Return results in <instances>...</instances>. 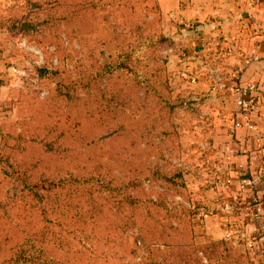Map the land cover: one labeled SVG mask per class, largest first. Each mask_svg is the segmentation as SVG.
Masks as SVG:
<instances>
[{
  "label": "rangeland",
  "instance_id": "374dc122",
  "mask_svg": "<svg viewBox=\"0 0 264 264\" xmlns=\"http://www.w3.org/2000/svg\"><path fill=\"white\" fill-rule=\"evenodd\" d=\"M166 26L158 0H0V264H247L175 212L223 164Z\"/></svg>",
  "mask_w": 264,
  "mask_h": 264
},
{
  "label": "crops",
  "instance_id": "0c3cea01",
  "mask_svg": "<svg viewBox=\"0 0 264 264\" xmlns=\"http://www.w3.org/2000/svg\"><path fill=\"white\" fill-rule=\"evenodd\" d=\"M158 4L168 33L174 32L183 47L170 58L177 78L191 89L183 97L195 101L200 118L204 119L201 112L207 115L210 122L204 124L221 144L215 157L223 164L222 187L194 194L197 205L215 208L214 215L204 218L200 237L259 243L264 238V207L258 221L252 215L255 199L264 197V0H158ZM188 23L192 30L185 27ZM238 84L257 86L254 107L244 124L235 91ZM233 117L242 123L236 130ZM245 173L257 180L253 198L239 190ZM223 205L230 209L223 211ZM254 258L253 264H264V250Z\"/></svg>",
  "mask_w": 264,
  "mask_h": 264
},
{
  "label": "built area",
  "instance_id": "2783aa9c",
  "mask_svg": "<svg viewBox=\"0 0 264 264\" xmlns=\"http://www.w3.org/2000/svg\"><path fill=\"white\" fill-rule=\"evenodd\" d=\"M192 82L194 81L193 79L191 80ZM235 91L240 95V98L237 101V104L239 106V109L243 115V124L244 122H248L249 118L248 115L252 112V109L254 107V102L252 98V94H255L257 91V86L255 84H238L235 87ZM232 129L236 130L242 126V123L238 120L235 119L234 117L232 118ZM262 171L264 174V162L262 165ZM229 183V180L226 181V184ZM257 180L256 178H253L252 176H248L246 173L242 175V181L239 186V190L241 192L247 193L249 197H252L255 186H256ZM217 184L213 183L212 187H216ZM253 198V197H252ZM193 209L195 211L196 217L199 220H204L207 216H212L215 214V208L213 207H208L205 205H197L196 203L191 204ZM255 209L254 213L252 215V220L258 221L259 214L261 213V210L264 207V197L257 200L255 199ZM230 209L229 205H223L222 210L223 211H228ZM232 230L229 229L227 231V235H231ZM245 247L249 252L250 259L253 262L255 261V256L257 255L258 252L264 250V238H261L259 240V243L256 241H253L252 239H249L245 243Z\"/></svg>",
  "mask_w": 264,
  "mask_h": 264
},
{
  "label": "trees",
  "instance_id": "16d2710c",
  "mask_svg": "<svg viewBox=\"0 0 264 264\" xmlns=\"http://www.w3.org/2000/svg\"><path fill=\"white\" fill-rule=\"evenodd\" d=\"M181 188H184V187L182 186ZM183 191H185V189H183ZM182 194L183 193H181V191H180L177 196L188 201V199H187L188 195H186V194L182 195ZM175 206L178 207L177 211H175V212L179 213V214H183L184 216H187L188 221H190L192 229L194 230L196 228V225H197L196 222L199 221V219L196 217L195 211L193 209L186 208L182 203H176ZM211 242L202 243L204 245H200L201 247H199L200 252L202 254L204 253L206 257H207V255H209V253L206 254L207 248H209L210 246L215 245V244L218 245V244L222 243L223 241L218 239L215 242H213V241H211ZM214 252L217 253V248L214 250ZM247 256H248V254L246 255V257H244V259H247ZM249 261L251 262V259L248 257L247 264H250Z\"/></svg>",
  "mask_w": 264,
  "mask_h": 264
}]
</instances>
